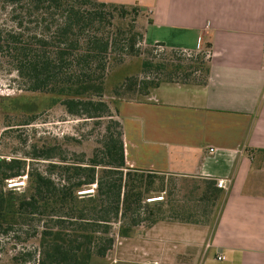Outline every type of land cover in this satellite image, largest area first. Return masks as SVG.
<instances>
[{
  "label": "trees",
  "instance_id": "obj_1",
  "mask_svg": "<svg viewBox=\"0 0 264 264\" xmlns=\"http://www.w3.org/2000/svg\"><path fill=\"white\" fill-rule=\"evenodd\" d=\"M0 3L11 7L14 22L3 31L0 50H5L25 90L49 96L50 107L62 104L72 115L109 118L90 158L75 153L69 160L46 135L36 139L23 157H0V235L18 226L20 239L32 245H25L8 264H91L95 255L104 257L118 237L131 236L142 223L199 222L192 215L165 211L170 200L146 201L151 194L165 191V174L127 166L122 123L113 119L102 97L113 98L118 115L120 100H140V95L148 96L163 82L205 84L210 73L207 51L190 62H175L172 55L158 60L136 55L135 46L146 31L145 13L136 4L101 0ZM166 50L183 52L162 51ZM151 51L157 52L156 44ZM127 56L140 60L137 71L126 70ZM152 70L157 71L155 79H138L139 73ZM26 171L24 190L6 187L7 179ZM192 181L197 182L203 207H219L224 190L216 180ZM94 182L95 195L77 194ZM116 223L118 229H114Z\"/></svg>",
  "mask_w": 264,
  "mask_h": 264
},
{
  "label": "crops",
  "instance_id": "obj_2",
  "mask_svg": "<svg viewBox=\"0 0 264 264\" xmlns=\"http://www.w3.org/2000/svg\"><path fill=\"white\" fill-rule=\"evenodd\" d=\"M101 1L138 5L148 45H211L205 84L163 82L145 100L119 101L127 166L231 180L213 225L141 226L145 250L125 262L264 264V0Z\"/></svg>",
  "mask_w": 264,
  "mask_h": 264
},
{
  "label": "rangeland",
  "instance_id": "obj_3",
  "mask_svg": "<svg viewBox=\"0 0 264 264\" xmlns=\"http://www.w3.org/2000/svg\"><path fill=\"white\" fill-rule=\"evenodd\" d=\"M11 15V7L4 8L0 3V30L2 31L0 33V43H2L4 37L3 31L14 26ZM135 23L138 30L141 31L140 20H137ZM151 49V45H148L144 40H140L139 38L134 53L156 60L172 55L175 62H190L200 55L202 51L206 50L202 49L185 53L176 52L174 54L171 50L154 52ZM5 54V50H0V157L7 159L16 156L23 157L32 150V145L36 139L46 135L50 137L54 144L63 148V154L69 160L76 156L75 153L84 154L86 158H90L93 155L94 148L99 145V142L106 133L109 118L104 116L100 119H91L72 115L68 113L66 107L62 104L50 107L51 101L49 96L25 90L23 81L19 79L12 62L7 59ZM125 59H127L125 68L128 72L139 69L137 62H140V60H131L133 58H130V56H127ZM155 77H157L156 70L138 74L140 81L155 79ZM139 98L145 100L147 99V95H140ZM102 99L107 102L111 112L114 114L113 119L119 120L116 115L115 103L114 105L112 103L113 98L110 95H106ZM165 178V198L162 201L170 200L172 203L169 208H165V211L172 209L181 215H189V217L192 215L191 217L199 221L193 223L199 225H213L215 223L219 207H213L209 204L203 207V204L198 199L199 190L196 188L197 182L171 175H165ZM156 194L159 193L151 195ZM169 221L175 222L173 220ZM148 223L151 222L142 223L138 226L134 233L129 236H133L134 238L132 239L116 235V238H118L113 247L108 250L104 257L95 255L91 264H132L125 261L132 260V253L137 254L145 250L143 244H141L142 233L139 232L138 237H135V235L140 229L139 227L151 225ZM115 225L114 229H118L119 224L116 223ZM20 233L21 230L16 226L9 234L0 235V264L10 263L11 258L22 248L32 246L30 243L26 245L20 239ZM117 259L119 261H116Z\"/></svg>",
  "mask_w": 264,
  "mask_h": 264
},
{
  "label": "built area",
  "instance_id": "obj_4",
  "mask_svg": "<svg viewBox=\"0 0 264 264\" xmlns=\"http://www.w3.org/2000/svg\"><path fill=\"white\" fill-rule=\"evenodd\" d=\"M164 49V46L161 44H156V51H162ZM214 148H210V152H214ZM27 179H28V172L26 171L24 174L16 177H12L6 180V187L10 190L14 191H22L25 189L27 185ZM231 180L226 178H220L217 179L216 185L223 189H228L230 186ZM97 190V182L91 183L89 185H86L82 188H80L77 191V194L80 197H86V196H92L95 195ZM165 191L160 192L156 195H150L146 198L147 202H154V201H161L164 200ZM219 259H222V256H218ZM142 264H158V262H145Z\"/></svg>",
  "mask_w": 264,
  "mask_h": 264
}]
</instances>
